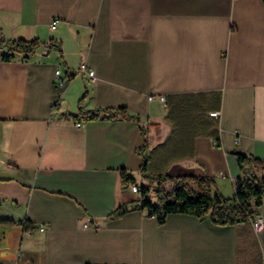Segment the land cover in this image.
<instances>
[{
  "label": "crops",
  "instance_id": "obj_1",
  "mask_svg": "<svg viewBox=\"0 0 264 264\" xmlns=\"http://www.w3.org/2000/svg\"><path fill=\"white\" fill-rule=\"evenodd\" d=\"M0 37L62 52L0 60V264H264V201L259 232L185 213L109 217L139 199L122 170L154 185L141 129L147 174L208 177L225 197L236 152L264 162L262 0H0ZM117 107L131 117L104 111Z\"/></svg>",
  "mask_w": 264,
  "mask_h": 264
},
{
  "label": "trees",
  "instance_id": "obj_2",
  "mask_svg": "<svg viewBox=\"0 0 264 264\" xmlns=\"http://www.w3.org/2000/svg\"><path fill=\"white\" fill-rule=\"evenodd\" d=\"M264 2V0H262ZM44 46L47 52L56 51L61 57V44L55 39L44 42L40 39H5L0 37V60L11 62L16 56L27 59L40 47ZM100 110L84 112V119L98 117ZM109 117L119 115L129 118L125 107L114 109L107 108ZM142 130L143 145L137 149L142 163L140 173L154 185H141L139 187V199L115 209L109 217H119L127 212L140 210L146 211L148 217H154L158 225L165 223L171 213H185L196 217L208 216L209 220L219 226L234 225L237 223L250 222L255 210L264 201V162L260 159L242 152H236L240 177L236 180L238 187L233 197H225L222 194L212 192L214 180L208 177H195L191 174L171 176L168 174L149 175L147 165L149 154L146 131ZM121 182L124 185L136 184V180L125 170L121 172ZM170 183L169 187L165 184ZM152 188V193H151ZM154 197V201L152 200ZM10 223L11 220H0ZM28 226V225H27Z\"/></svg>",
  "mask_w": 264,
  "mask_h": 264
},
{
  "label": "built area",
  "instance_id": "obj_3",
  "mask_svg": "<svg viewBox=\"0 0 264 264\" xmlns=\"http://www.w3.org/2000/svg\"><path fill=\"white\" fill-rule=\"evenodd\" d=\"M55 25H56V20H54L50 23L51 28H54ZM79 73L84 74L89 82H93L95 80L94 71L91 68L87 67L85 63H81V65L79 66ZM54 78H55L57 86L62 87L65 83V80L70 79V76L69 75L67 77L62 76L61 71L59 69H57V70H55ZM149 99L151 100L152 97H150ZM159 100L161 102H164V97L160 96ZM54 106H56V105H54ZM209 115L211 117L218 118L219 112L218 111L210 112ZM75 127L80 128L81 123H76ZM234 142H235V144H237L238 140L235 139ZM215 144H217V141H215ZM234 186H235V191H237V189H238L237 185L235 184ZM131 191L133 193H138L139 188L133 185V186H131ZM251 223H252V226L256 232H259L261 230L262 219H261L259 214L254 213L253 218L251 220ZM85 227H86V225H85ZM38 229H39V231H43L44 230L43 225H39ZM26 232H27V234H31L32 231L30 229H26Z\"/></svg>",
  "mask_w": 264,
  "mask_h": 264
},
{
  "label": "rangeland",
  "instance_id": "obj_4",
  "mask_svg": "<svg viewBox=\"0 0 264 264\" xmlns=\"http://www.w3.org/2000/svg\"><path fill=\"white\" fill-rule=\"evenodd\" d=\"M166 185H168V183H166ZM151 193H152V188H151ZM152 199L154 200V197H152Z\"/></svg>",
  "mask_w": 264,
  "mask_h": 264
}]
</instances>
